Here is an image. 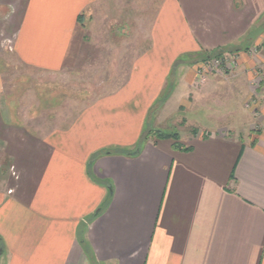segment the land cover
Masks as SVG:
<instances>
[{"label": "crops", "instance_id": "0c3cea01", "mask_svg": "<svg viewBox=\"0 0 264 264\" xmlns=\"http://www.w3.org/2000/svg\"><path fill=\"white\" fill-rule=\"evenodd\" d=\"M101 1L0 0V25L20 61L57 72L75 65ZM139 2L149 36L117 90L44 131L0 106V264H264V0ZM216 51L243 58L193 101L224 96L238 106L229 119L176 132L187 150L155 137L129 154L174 63ZM181 72L182 95L196 77ZM253 87L261 99L249 110Z\"/></svg>", "mask_w": 264, "mask_h": 264}, {"label": "rangeland", "instance_id": "374dc122", "mask_svg": "<svg viewBox=\"0 0 264 264\" xmlns=\"http://www.w3.org/2000/svg\"><path fill=\"white\" fill-rule=\"evenodd\" d=\"M139 3V0H102L97 4L81 26L86 36L75 65L57 72H46L20 61L10 48L12 42L7 41L6 29L1 24L0 106L19 112L22 122L30 128L44 131L55 126L64 127L96 98L117 90L126 81L137 57L136 52L149 36L150 24L145 20L151 16L147 15L150 10L147 9L149 12L146 13L143 4ZM122 15L128 18L125 20ZM256 48L253 46L246 51L253 62L260 59ZM211 54L210 57L186 55L176 64L174 74H170L172 78L167 80L168 85L171 81L176 82V94L163 110L165 118L169 119L160 124L161 130L178 132L180 137L187 139L186 134H195L194 127L200 130L203 126L209 128L217 121L228 120L229 111L237 109V103L227 102L224 96L214 101L209 98L200 103L193 101L194 91L204 84L203 79L208 80L215 74L231 77L243 58L238 52ZM216 58L224 62L221 68H213ZM183 69L189 77L194 75L196 80L191 92L181 95L178 78ZM262 69V63L257 62L253 72L261 75L264 73ZM262 81L264 83V79ZM257 83L255 81L253 85ZM253 92L246 103L249 110L256 109L261 99L254 87ZM156 125V121H149V128H156Z\"/></svg>", "mask_w": 264, "mask_h": 264}, {"label": "trees", "instance_id": "16d2710c", "mask_svg": "<svg viewBox=\"0 0 264 264\" xmlns=\"http://www.w3.org/2000/svg\"><path fill=\"white\" fill-rule=\"evenodd\" d=\"M221 55L219 53V51H216L214 55ZM213 54L209 53L206 56H212ZM181 61V59H178L175 63L174 66L172 68L171 71V75L174 74V71L176 70V64L179 63ZM170 75V76H171ZM169 78H172V76ZM168 78V81L170 80ZM175 83H171L168 85H166V88L164 89V91L162 92V94L160 95V97L155 101V103L152 105V108L150 110V113L148 115V120H147V125L146 128L144 129L141 139H140V143L138 144L137 148H141V145L144 141L150 139V138H172L174 140V146L176 148H182V149H189L190 147H183V145L180 143L179 141V134L176 132H167V131H163L161 129H156V128H149V121L152 120V118L154 117L155 113L159 110V108L165 103V101L169 98V96L172 93L173 87H174ZM109 154L108 152H105V154ZM132 152H130L129 154H131ZM99 154V153H98ZM137 154V153H136Z\"/></svg>", "mask_w": 264, "mask_h": 264}, {"label": "built area", "instance_id": "2783aa9c", "mask_svg": "<svg viewBox=\"0 0 264 264\" xmlns=\"http://www.w3.org/2000/svg\"><path fill=\"white\" fill-rule=\"evenodd\" d=\"M7 41L12 42L10 39H7ZM10 48H12V46ZM213 62H214L212 64L213 68H221L223 66L222 63H224L221 58H216V59L213 60ZM219 64H221V66H219ZM205 82H206V80L203 79V83H205Z\"/></svg>", "mask_w": 264, "mask_h": 264}, {"label": "water", "instance_id": "95a60500", "mask_svg": "<svg viewBox=\"0 0 264 264\" xmlns=\"http://www.w3.org/2000/svg\"><path fill=\"white\" fill-rule=\"evenodd\" d=\"M140 151V148H137L135 151H133L131 154H136Z\"/></svg>", "mask_w": 264, "mask_h": 264}]
</instances>
